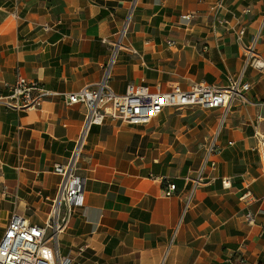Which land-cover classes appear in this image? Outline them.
Masks as SVG:
<instances>
[{"label":"crops","instance_id":"0c3cea01","mask_svg":"<svg viewBox=\"0 0 264 264\" xmlns=\"http://www.w3.org/2000/svg\"><path fill=\"white\" fill-rule=\"evenodd\" d=\"M131 1L0 0V93L18 77L50 93L40 109L0 108V192L20 201L10 216L47 221L61 182L54 167L67 164L87 114L69 96L103 80ZM139 2L112 65L114 93L132 84L166 93L194 83L224 87L243 71L245 46L256 36L264 60V0ZM246 74L248 103L235 101L224 123L223 109L190 107L166 108L146 126L110 118L94 126L79 164L86 203L60 238L62 256L77 258L85 248L82 264H264V164L255 134L264 130V72ZM216 134L218 167L186 210L193 183L185 179L196 177ZM169 184L178 187L173 197L165 195ZM247 192L253 202L240 200Z\"/></svg>","mask_w":264,"mask_h":264},{"label":"built area","instance_id":"2783aa9c","mask_svg":"<svg viewBox=\"0 0 264 264\" xmlns=\"http://www.w3.org/2000/svg\"><path fill=\"white\" fill-rule=\"evenodd\" d=\"M225 0H220V6ZM127 25L120 33L119 40L113 44L114 56L112 64L107 67L103 80L94 86H86L80 91L69 96V105H83L87 109L83 129L78 136L75 147L67 164H56L55 174L61 176L60 186L56 197L53 199L52 208L47 221L41 225H34L28 218L18 212L12 213L11 221L6 232L0 240V264H82L78 257H82L85 248L79 250L77 258L64 257L61 254L60 238L66 232L74 212L85 206V179L79 174V164L84 155V149L88 142V136L94 126H102L107 118L120 120L130 125L146 126L153 119L160 116L166 108L181 110L197 107L202 110H224L222 122L225 119L235 101L247 104V94L252 90V84L245 82L246 73L250 68L264 72V60L258 53V40L256 36L245 46V66L239 75L230 76L224 87H215L207 83H194L189 90L183 91L179 85H175L171 92L153 90L147 85L132 84L125 95H119L112 91L110 86V74L117 54L122 49V42L126 37V30L138 8L139 0H132ZM192 15L184 17L191 20ZM264 24V16L263 22ZM246 30L238 32V40L242 42ZM107 42V41H105ZM173 46V43H170ZM7 94L0 93V108L5 110H31L40 109L43 102L50 96L40 82H31L18 77L17 82L6 85ZM37 92V95H33ZM263 112L258 117L264 122V101L261 103ZM258 140L257 149L264 164V130L255 131ZM218 135L206 147L205 157L195 178L187 177L185 180L193 183V188L186 201L185 209L192 205L195 189L204 183L205 175L210 169L215 171L218 167L216 156L222 155L223 148L218 145ZM223 187L230 188L231 181L223 178ZM178 187L169 184L165 195L173 197L177 194ZM254 195L250 192L243 194L242 202H253ZM247 221L253 225L255 218L248 214ZM232 264H247L240 258L238 261L228 260Z\"/></svg>","mask_w":264,"mask_h":264},{"label":"rangeland","instance_id":"374dc122","mask_svg":"<svg viewBox=\"0 0 264 264\" xmlns=\"http://www.w3.org/2000/svg\"><path fill=\"white\" fill-rule=\"evenodd\" d=\"M10 193L11 192H0V230L2 226L7 224L11 219L10 212L12 211V207H20L18 196H16L13 191L12 195ZM27 213H29V211L25 212L26 215Z\"/></svg>","mask_w":264,"mask_h":264}]
</instances>
